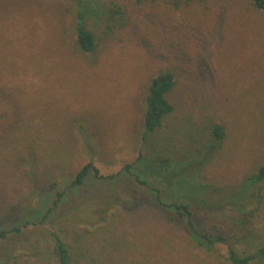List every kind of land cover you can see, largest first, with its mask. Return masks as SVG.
I'll return each mask as SVG.
<instances>
[{
  "label": "rangeland",
  "instance_id": "374dc122",
  "mask_svg": "<svg viewBox=\"0 0 264 264\" xmlns=\"http://www.w3.org/2000/svg\"><path fill=\"white\" fill-rule=\"evenodd\" d=\"M193 1L0 0V230L21 226L0 240V259L59 264L60 236L71 264H231L229 244L264 242V181L239 189L264 164V10ZM80 10L93 52L76 42ZM166 71L174 110L147 143L149 86ZM153 152L167 153L173 172L139 179L140 154ZM89 161L101 177L72 187ZM152 184L228 242L199 246ZM238 190L239 205L227 202Z\"/></svg>",
  "mask_w": 264,
  "mask_h": 264
},
{
  "label": "trees",
  "instance_id": "16d2710c",
  "mask_svg": "<svg viewBox=\"0 0 264 264\" xmlns=\"http://www.w3.org/2000/svg\"><path fill=\"white\" fill-rule=\"evenodd\" d=\"M212 0H201L198 4L201 6L208 7V3ZM218 1V0H214ZM194 2L193 0H188V4ZM254 6L259 9L264 10V0H252ZM179 6V1L175 3ZM181 4V3H180ZM84 14L83 11L80 10V14L78 17L77 25H76V34H77V45L84 52H93L97 48V42L95 39L94 33L85 25L84 22ZM17 79V78H16ZM16 84V83H15ZM13 84V85H15ZM17 85V84H16ZM176 85V79L174 74L171 71H166L163 73H159L152 78V81L149 86V94L147 96V107L144 116V139L147 143H150L152 136L157 132V130L162 125V122L165 117L170 115L174 106L169 99V94L172 92ZM11 88H13L11 86ZM17 89V88H14ZM17 92V91H15ZM212 136L214 140L219 142L222 141L226 136V128L223 124L214 123L211 125ZM153 148H157L153 146ZM208 148V142L206 141L203 145L201 151L203 149ZM144 156L143 153L140 154L137 162L140 163V166L137 171V177L140 179L141 173H150L153 176L164 175L166 171V175L168 173H172V160L167 153H156L151 157ZM146 163V164H144ZM142 164V165H141ZM128 171L133 168L132 164H128L125 167ZM131 171V170H130ZM90 174H94L98 177H101L99 173V169L93 161H89L83 167L79 169L75 178L71 182L72 187H80L86 183L89 179ZM115 176L111 175V177ZM165 176V175H164ZM264 181V164L259 167V169L246 177L242 184L239 186L241 193L243 196H246L256 184ZM148 182V181H147ZM168 184V183H167ZM153 189H156L158 195L156 196V203L160 208H164L168 211H172L178 213L180 218L185 219L186 222V231L190 238L196 242L199 246L212 250L219 243L228 242L227 238L218 233H210L199 230L196 226L194 216L195 213L192 209V205L188 201L180 202V201H166L162 195V189L158 187V184L150 185ZM239 190L233 195V197L229 200L230 203L238 204V202L244 197H239ZM63 195V192L57 193V198L54 200L53 205L49 208L48 213L51 212L55 207L58 206L59 201ZM235 197V198H234ZM171 198V197H170ZM175 198L184 200V197L179 198L176 196ZM234 198V199H233ZM169 200V199H168ZM239 205V204H238ZM47 216V215H46ZM45 216V217H46ZM21 230V226H12L10 228H3L0 230V240L6 239L10 233L19 232ZM56 242V254L58 257L59 264H71L72 263V253L66 241L60 236H55ZM228 259L231 264H253V261L256 259L264 260V242L253 251L239 250L235 246L229 244V254ZM0 264H8L2 258L0 259ZM97 264V263H93Z\"/></svg>",
  "mask_w": 264,
  "mask_h": 264
}]
</instances>
